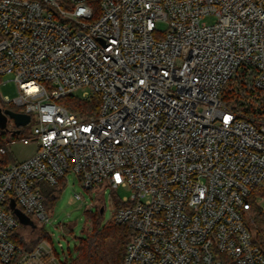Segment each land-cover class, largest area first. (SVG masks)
I'll return each instance as SVG.
<instances>
[{
  "label": "built area",
  "instance_id": "2783aa9c",
  "mask_svg": "<svg viewBox=\"0 0 264 264\" xmlns=\"http://www.w3.org/2000/svg\"><path fill=\"white\" fill-rule=\"evenodd\" d=\"M6 76L37 152L0 171V264H61L17 246L6 206L50 223L43 185L69 174L104 211L132 192L113 199L124 264H264V0H0ZM86 87L96 112L60 103Z\"/></svg>",
  "mask_w": 264,
  "mask_h": 264
},
{
  "label": "rangeland",
  "instance_id": "374dc122",
  "mask_svg": "<svg viewBox=\"0 0 264 264\" xmlns=\"http://www.w3.org/2000/svg\"><path fill=\"white\" fill-rule=\"evenodd\" d=\"M215 16H207L203 19L206 24H214L216 22ZM168 28L167 23H158V29L166 31ZM18 88L12 78L9 76L4 77L3 82H0V97L3 99L8 98L14 100L18 97ZM73 97L81 103H89L93 98V92L90 87L81 88L73 93ZM69 101L65 102L67 105ZM14 111H21L20 108L13 105H8ZM14 121L9 120L8 129L13 128ZM33 123H29L27 126L22 127L21 135H18V139L12 140L9 133L3 136L4 145L9 148V159L7 163L3 164V168L6 169L16 162L26 160L37 152L35 144L24 145L22 142L23 137L32 136ZM5 137V138H4ZM63 188L59 191V197L54 201V204L50 206V223L38 226L42 228L51 239L54 249L59 254L60 258L64 260V253L70 258L77 257V248L80 245L82 239H85L88 233L91 231V224L97 215L96 207V195L89 194L79 183L78 177L74 174L68 175V181L63 182ZM81 194L84 196V200L77 201L75 194ZM131 191L128 188L121 187L116 194L112 193L110 189H107L103 200H100L101 204L105 205V211L102 216L101 225L113 224V214L117 204L113 201L115 197L118 199H125L131 196ZM31 231L29 228H24L22 225L19 228L20 235L26 240L27 243L37 240L41 236L40 230ZM62 245V247H61Z\"/></svg>",
  "mask_w": 264,
  "mask_h": 264
},
{
  "label": "trees",
  "instance_id": "16d2710c",
  "mask_svg": "<svg viewBox=\"0 0 264 264\" xmlns=\"http://www.w3.org/2000/svg\"><path fill=\"white\" fill-rule=\"evenodd\" d=\"M66 101H69L67 105H65ZM60 103L68 109L79 113H93L96 112L99 107V100L97 98L93 99L89 103H81L74 97H69L61 100ZM0 108L3 110L14 111L1 101ZM7 134V131L0 130V148L6 147L2 139L3 136H6ZM21 134L22 131L20 134L9 133L12 140L18 139L17 136ZM8 154L9 153L5 155L0 154V171L4 170L2 165L7 163L9 160L7 158ZM60 189L61 188L59 186L43 185L45 204L48 212H50V206L53 205L54 201L59 197ZM97 209V215L91 224V231L88 233L85 239L81 240L80 245L77 248V257L69 258L67 255H65L64 260H62L59 254L56 253L61 264H124L125 252L132 236V231L126 226H119L115 224H107L105 226L101 225L103 215L101 214L100 209ZM6 210L11 211L8 205L6 206ZM21 225L22 224H20L18 229L11 235L12 240L20 249L32 251L42 240L47 239L51 241L49 235L42 228H38L37 226L38 230L41 231V236L37 240L27 243L26 240L20 235L19 228ZM23 227L28 228L25 226ZM37 228L34 230L32 229L33 232L37 230Z\"/></svg>",
  "mask_w": 264,
  "mask_h": 264
},
{
  "label": "water",
  "instance_id": "95a60500",
  "mask_svg": "<svg viewBox=\"0 0 264 264\" xmlns=\"http://www.w3.org/2000/svg\"><path fill=\"white\" fill-rule=\"evenodd\" d=\"M10 119L14 121L15 126L17 128L25 127L31 121V117L29 115L21 114L11 110H3L2 108H0V130H8V122ZM19 133L20 132L17 131V134ZM9 206L13 214L17 217L20 224L25 227H30L33 230L37 228V225L31 220V218L28 217L22 210L17 207V203L14 199H11ZM100 212L103 215L104 208H101Z\"/></svg>",
  "mask_w": 264,
  "mask_h": 264
}]
</instances>
